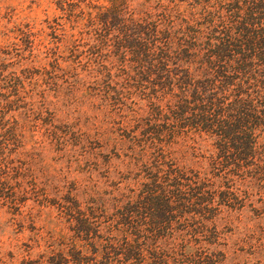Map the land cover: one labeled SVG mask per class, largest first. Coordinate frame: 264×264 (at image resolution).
<instances>
[{
  "label": "trees",
  "instance_id": "1",
  "mask_svg": "<svg viewBox=\"0 0 264 264\" xmlns=\"http://www.w3.org/2000/svg\"><path fill=\"white\" fill-rule=\"evenodd\" d=\"M60 9L62 35L44 52L64 81L54 96L84 97L87 135L118 144L123 171L140 177L71 213L67 247L35 264H222L211 246L227 207L247 217L250 254L264 264V0H64ZM31 84L7 83L0 129L7 109L34 108ZM7 161L0 152L4 170Z\"/></svg>",
  "mask_w": 264,
  "mask_h": 264
},
{
  "label": "rangeland",
  "instance_id": "2",
  "mask_svg": "<svg viewBox=\"0 0 264 264\" xmlns=\"http://www.w3.org/2000/svg\"><path fill=\"white\" fill-rule=\"evenodd\" d=\"M63 1L0 0V104L13 79L26 88L38 79L34 108L7 109L8 124L0 129L5 147L0 152L9 162L8 170L0 167V264H35L58 256L74 234L71 213L76 215L91 200L106 199L115 187L133 185L140 177L123 171L118 144L105 145L87 135L92 112L84 97L80 95L86 101L82 103L70 100L68 94L64 101L54 96L53 88L62 87L64 81L53 76L44 52L62 35ZM93 2L105 4L107 0ZM68 90L64 87L61 93ZM111 122L114 137L119 131L116 117ZM11 123L13 127L8 126ZM259 198L254 196L256 204ZM240 219L247 223V217L228 207L217 214L219 238L211 249L224 253L222 264H258L248 245L255 241L243 230Z\"/></svg>",
  "mask_w": 264,
  "mask_h": 264
}]
</instances>
